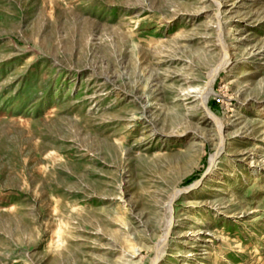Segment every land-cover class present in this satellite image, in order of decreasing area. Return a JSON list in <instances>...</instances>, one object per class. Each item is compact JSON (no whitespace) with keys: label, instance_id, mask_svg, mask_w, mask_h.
<instances>
[{"label":"rangeland","instance_id":"374dc122","mask_svg":"<svg viewBox=\"0 0 264 264\" xmlns=\"http://www.w3.org/2000/svg\"><path fill=\"white\" fill-rule=\"evenodd\" d=\"M0 264H264V0H0Z\"/></svg>","mask_w":264,"mask_h":264},{"label":"bare ground","instance_id":"6f19581e","mask_svg":"<svg viewBox=\"0 0 264 264\" xmlns=\"http://www.w3.org/2000/svg\"><path fill=\"white\" fill-rule=\"evenodd\" d=\"M168 221H169V220H168ZM169 224L171 225V222H169ZM170 225H169V226H170ZM167 226H168V225H167ZM167 228H168V227H167ZM166 232H167V231H166Z\"/></svg>","mask_w":264,"mask_h":264}]
</instances>
